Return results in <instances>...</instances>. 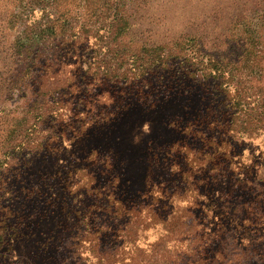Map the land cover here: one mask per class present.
Wrapping results in <instances>:
<instances>
[{"label":"rangeland","instance_id":"1","mask_svg":"<svg viewBox=\"0 0 264 264\" xmlns=\"http://www.w3.org/2000/svg\"><path fill=\"white\" fill-rule=\"evenodd\" d=\"M29 3L0 0V264H188L199 260L195 252L203 246L201 264H264V40L259 49L246 42L253 32L264 34V0H61L64 20L84 37L103 25L111 32L120 20L124 27L107 47L90 37L80 50L86 64L97 56L101 69L138 77L152 62L164 66L185 55L202 72L224 73L227 109H220L227 115H212L213 85L202 86L200 77L167 93L171 86L160 80L176 77L169 63L145 82L97 88L118 101L114 118L42 151L51 137L56 141L45 124L54 111L50 96L71 82L76 68L41 78L40 63L29 70L19 62L11 21ZM31 16L39 17L22 19ZM214 83L219 93L222 82ZM146 93L158 102L150 106ZM186 126L195 138L181 133ZM209 138L226 140L232 164L207 162L200 148ZM175 146L167 166L158 165ZM109 191L125 210L148 207L131 224V245L117 234L124 217L103 229L99 242L94 237L96 225L110 221L98 208ZM147 193L160 203L140 199ZM208 210L222 219V230ZM86 213L88 225L81 219Z\"/></svg>","mask_w":264,"mask_h":264},{"label":"trees","instance_id":"2","mask_svg":"<svg viewBox=\"0 0 264 264\" xmlns=\"http://www.w3.org/2000/svg\"><path fill=\"white\" fill-rule=\"evenodd\" d=\"M60 2L61 0H30L29 4L23 6V13L19 16H14L13 21H11L12 28L16 32L15 46L18 51L17 58L20 63L26 64V68H28L29 70H33L36 64L40 63V75H42L41 78L47 76L48 73L53 70L56 74L60 75L66 68H76L72 73L73 78L71 82L63 87L61 91H56L57 93L55 92L50 96V105L54 107V111L48 114L49 116L46 118L45 124L51 125V129L55 132L53 138H56V141H54L51 137L49 141L45 143V145L42 144V146L37 149L38 151H42L45 147H49L53 144H60L64 141H67V137L69 135L73 136L71 139H74V137H78L92 125L101 122L104 123L114 118L115 111H117V105L119 104L118 101L116 99H113L108 91H105V93L97 92V88L116 83H136L140 80L145 82V76L147 74L158 69H163L169 63V68H173L175 70L174 73L176 74V77H170L168 79L160 80V82H163L167 86H171L167 88L170 89L167 91V93L171 91L180 92L186 90L187 83H197L196 79L200 77L204 81L201 84L202 86L213 85V90L209 93V97L212 99V107L210 109L211 111H213L212 115L213 113H215V115L223 119L227 115V111L226 113H223V111L220 109V107L227 109V83L223 82L224 73H215L213 70L206 73L202 72L198 68V64L192 62V59L186 57L185 55L180 56V58H176L175 60L171 59L167 61V65L164 66L162 64H155L152 62L149 70L142 73L140 72L141 75L138 77H128L124 72L117 73L118 67L114 69L115 72H111L110 69L107 68V66L101 69L100 65L96 64V60H98L97 56H93V61H90L88 59L89 63L86 64L80 50L87 49V42L88 40H91L90 37L94 38L95 43L104 41L106 44L105 46L107 47V44L109 43L111 38L122 35L124 27H121L120 20L118 22V25H116V27H114L115 29L113 28L111 32L110 25H103L101 27H98L94 32H91L89 36L84 37L83 33L80 34L81 30L75 31L76 27L70 24L67 20H64L65 18L63 15L65 14L58 10ZM109 10L112 11L111 8ZM25 13H28V15H38L39 17L36 18L31 16L30 19H28L29 17H26L23 20L22 16ZM263 36V33L257 34V32H253L250 35V39H247L246 42L249 43L251 47L256 46L259 49L262 46L264 40ZM109 52H111V50L108 48L104 51V61ZM86 65L91 68H89L87 72H84L83 70H86L84 69ZM92 68L97 69V76H99L101 73L106 75H101L100 77L102 78H98L96 75H91L90 72ZM200 72H202L201 75ZM79 74L80 76L78 77ZM37 80L39 81L40 79ZM216 80L222 82L219 84V93L217 92L216 84L214 83ZM143 89H146V86ZM146 94L148 95L144 96L143 99H147V101L150 103V106H153L158 102L159 99L157 98H155V101H151L152 93ZM217 97H220L219 101H216ZM75 99L77 100L75 101ZM215 105H217V108H215ZM232 113L234 116L239 113V111L235 110ZM226 122L224 123V125L228 129ZM231 125H233V121L230 118V127L228 131L231 134L230 138H234L232 137L233 126ZM208 128L210 129V127ZM226 128L224 129L225 132ZM180 130L185 137L195 138L190 134L191 127L186 126L181 128ZM227 137H229V135ZM201 142L202 146L200 148V151L207 162H210L212 164L218 162L223 166L233 163V161L230 160V157H228L231 156V152H227L225 148H223L226 140H224V142L221 141L219 144L215 143L214 141H210V138L206 141L201 140ZM184 147L185 146H180L179 149ZM176 149L177 146H175L174 148H170L168 151H165L163 154H161V159L159 158L160 160L158 161V165H162L163 167L167 166L166 159H168V157L174 156V150ZM200 151L193 152L188 149V153L193 154L200 153ZM9 160L10 159L7 158L6 162ZM239 160V158H236L234 156V162H238ZM173 172L174 171L172 170L166 172V174H168V177L170 178L168 179V181L171 180V177L173 179V175L175 174ZM151 177L152 174H150V178ZM104 194L106 201L103 200L101 204L98 205V208L100 211H103L106 214L110 221L106 226L104 223L96 225L95 228L97 229V231H95L94 237H96L97 242H99L98 238L101 235L103 229L116 227L119 219L121 217H124L125 225L123 226V231L117 230V234H121L122 236L119 237L123 240L122 245L128 246L135 243V239L130 241L129 233L131 224L136 219L137 215H141L142 212H148V207H142V209H139V212L133 211L132 207L125 210L123 205L114 198L112 191ZM150 197L151 199L149 200L151 204L155 203L156 205H158L160 203L157 198L155 199V197H153L152 193H147L145 196L142 195L140 199H144L145 201ZM160 200H162V197H160ZM222 210L225 209L222 208ZM121 211H124L122 215ZM208 211L210 212V210ZM172 213L173 212L165 217L164 222H166V220L172 215ZM211 214L213 216L212 220L215 223V228L217 230H222V219L218 214ZM87 216L88 213L81 217L82 224L88 225ZM163 220L164 219H162V221ZM86 229L85 232L87 231ZM262 231L264 232V228L262 229ZM210 234V232H206L205 237H207L208 240H210ZM160 240L161 238H158L156 240V243H159ZM2 241L3 239H0V249L1 247L3 248V244L5 243ZM6 243L9 246L11 245L10 242ZM207 250L208 249L205 246H203L202 248H198L196 252L194 250L196 255L199 257V260L193 263L188 262V264H201V262H205L206 259H201V257L204 254L206 258L205 251ZM217 256V254H214L212 259H215L214 257ZM124 260H127L126 262L131 261V259L128 258H123L122 261Z\"/></svg>","mask_w":264,"mask_h":264}]
</instances>
